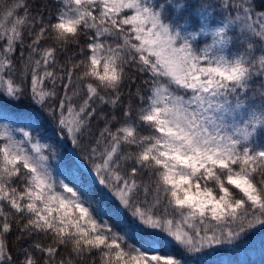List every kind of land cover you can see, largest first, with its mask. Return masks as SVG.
<instances>
[{"label":"snow or ice","instance_id":"snow-or-ice-1","mask_svg":"<svg viewBox=\"0 0 264 264\" xmlns=\"http://www.w3.org/2000/svg\"><path fill=\"white\" fill-rule=\"evenodd\" d=\"M164 9L0 3V264L264 253V102L247 103L264 0H220L218 19L202 5L194 30Z\"/></svg>","mask_w":264,"mask_h":264},{"label":"trees","instance_id":"trees-1","mask_svg":"<svg viewBox=\"0 0 264 264\" xmlns=\"http://www.w3.org/2000/svg\"><path fill=\"white\" fill-rule=\"evenodd\" d=\"M2 2L3 0H0V3ZM155 2L157 6H159L160 4L165 5L164 17L166 21H170L174 25L187 23L189 25V30H194L197 27L199 23L197 10L201 8L202 5L209 4L213 7H217V12L213 13V17L216 19L219 18L218 5L220 3V0H155ZM176 4H183L184 6L178 11L175 7ZM49 6L51 7V0H49ZM205 42L206 40L202 37L198 42V46L202 45ZM261 87H264V81H262L260 78H254L248 96L251 97L253 93H255L256 95L255 99H248L247 103L249 106L259 105L264 102V97H261L259 94ZM245 111L247 112V109H245ZM141 131L147 134L146 129H141ZM259 140L261 143H264V130H261L259 134ZM62 153L63 149L59 147V145H57V159ZM261 234L264 233L256 232L257 244ZM9 239L11 240L12 237H9ZM243 258L248 261V264H264V253H260L258 247L256 250L251 251L247 256Z\"/></svg>","mask_w":264,"mask_h":264}]
</instances>
